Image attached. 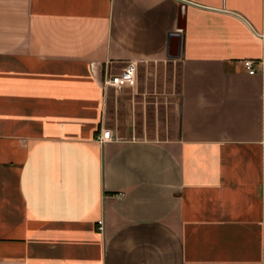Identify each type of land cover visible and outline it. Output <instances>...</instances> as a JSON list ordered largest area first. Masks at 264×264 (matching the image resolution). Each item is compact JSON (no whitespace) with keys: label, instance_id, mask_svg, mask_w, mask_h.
I'll return each mask as SVG.
<instances>
[{"label":"crops","instance_id":"obj_1","mask_svg":"<svg viewBox=\"0 0 264 264\" xmlns=\"http://www.w3.org/2000/svg\"><path fill=\"white\" fill-rule=\"evenodd\" d=\"M129 61L174 136L107 127ZM0 264H264V0H0Z\"/></svg>","mask_w":264,"mask_h":264},{"label":"rangeland","instance_id":"obj_2","mask_svg":"<svg viewBox=\"0 0 264 264\" xmlns=\"http://www.w3.org/2000/svg\"><path fill=\"white\" fill-rule=\"evenodd\" d=\"M180 70L177 64L146 62L137 65V81L132 87L110 86L106 109L107 127L120 131L128 127L132 114L136 130L154 137H172L179 128Z\"/></svg>","mask_w":264,"mask_h":264},{"label":"built area","instance_id":"obj_3","mask_svg":"<svg viewBox=\"0 0 264 264\" xmlns=\"http://www.w3.org/2000/svg\"><path fill=\"white\" fill-rule=\"evenodd\" d=\"M244 69L252 74L255 72L254 62L251 59L242 61ZM137 81V64L135 62L125 63L118 71L107 70L102 78L103 85L112 86L115 89H122L125 87H132ZM113 134L110 129L101 130L97 139L100 141L112 139ZM98 229H102V220H98Z\"/></svg>","mask_w":264,"mask_h":264}]
</instances>
